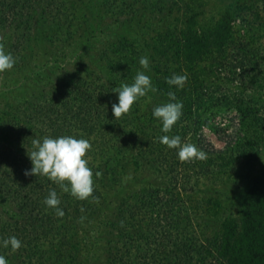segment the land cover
<instances>
[{"label": "trees", "instance_id": "16d2710c", "mask_svg": "<svg viewBox=\"0 0 264 264\" xmlns=\"http://www.w3.org/2000/svg\"><path fill=\"white\" fill-rule=\"evenodd\" d=\"M222 1L101 0L99 12L107 8L114 14L113 5L120 6L114 21L120 30L96 55L103 75L74 72L50 79L1 111L0 255L8 264H83L92 247L104 253L100 264H264V167L242 191L236 213L222 200L235 165L256 163L264 151V96L226 85L243 79L264 89V0H231L218 13L209 11ZM84 2L0 0V45L11 35L9 49L17 58L44 26L51 31L48 41L65 42L82 26L75 18ZM206 5L207 24L201 25ZM175 9L177 23L148 42L120 33L142 10L170 15ZM144 56L147 69L139 63ZM138 71L152 78L157 90L150 91L158 98L168 102L172 91L182 101L183 114L169 133L161 131L153 109H141L142 97L127 113L113 116L115 90L133 83ZM174 73L187 75L183 88L167 83ZM229 109L238 120L231 131L213 121ZM204 127L222 133L224 147L206 141ZM61 135L92 145L85 158L93 169L94 192L86 200L46 175L25 174L33 167L27 155L32 140ZM162 135H180L206 158L180 160L177 149L160 142ZM133 166L136 172L147 167L156 181L129 178ZM51 190L61 201L62 217L45 204ZM13 235L22 241L16 251L2 245Z\"/></svg>", "mask_w": 264, "mask_h": 264}, {"label": "rangeland", "instance_id": "374dc122", "mask_svg": "<svg viewBox=\"0 0 264 264\" xmlns=\"http://www.w3.org/2000/svg\"><path fill=\"white\" fill-rule=\"evenodd\" d=\"M100 1L85 0L82 7L76 11L78 16L75 18V21L82 23V26H80V30L78 29L65 42L63 40L48 41L51 31L45 26L42 27L38 40L34 34L32 35V40H30L29 44L19 56L15 58L16 63L14 67L11 70L0 73V115L1 111L12 108L13 106L16 107L18 99L29 96L38 88L46 86L47 82H50V79L69 77L74 72H78L82 77L86 76L88 78H96L99 75H103L99 71L101 66L97 62L96 55L99 54L100 49L105 43L114 39V33L120 30L118 29L117 23L114 22L116 21L115 13L119 11L120 6L113 5L111 10L114 9L116 11L114 14L107 12V8H103L99 12ZM131 1L135 5L137 3L143 5L142 2L145 0H138L136 3L135 0ZM148 2H157V0H147ZM230 3L231 0H223L210 8L209 11L218 13L220 9H224ZM204 9L206 10L205 15L201 17V25L207 24V5ZM105 10L107 13L104 12ZM198 10H200V7ZM178 15L179 12L177 9L170 15L168 13L167 15H162L142 10L137 17L133 18L132 22H129L127 29L123 30V32L120 31V33H127L131 37H134L136 42L145 43L146 41H150L157 31L176 24V16ZM239 22L240 20L238 19L236 23L238 24ZM236 26L238 27V25ZM10 36L6 44L3 45V48L7 52L11 51L9 45L12 37ZM262 54L264 56V48ZM34 68L37 69L35 74L29 77L27 73ZM218 82H220V79ZM226 85L231 90L256 92L258 95L264 96L263 88L253 87L243 79L229 81ZM158 102L163 104L167 101L158 98L153 92L148 91L141 98L139 106L143 111H151V109L157 106ZM262 107V112H264V103ZM236 114L237 112L235 110H223L215 116L213 121L219 126L225 127L226 125L227 131H231L238 124ZM202 133L203 138L211 142L214 147H224L227 138L225 136L222 137V133L220 134L210 127H204ZM0 140L3 142L1 133ZM263 167L264 151L260 154L259 160L256 163H239L235 165V171L226 185L222 187V191L224 190L222 200L228 212L236 213L238 211L242 191L247 187L251 177L258 174ZM128 168H130L127 170V176L129 178L137 174L142 181H156L154 174L147 167L140 168L138 172L134 170V166ZM203 197L206 198L207 196L204 194ZM215 229H217V226H215ZM95 251L96 249L92 247V250L85 252L83 264H100L104 253H95Z\"/></svg>", "mask_w": 264, "mask_h": 264}, {"label": "clouds", "instance_id": "9594fccd", "mask_svg": "<svg viewBox=\"0 0 264 264\" xmlns=\"http://www.w3.org/2000/svg\"><path fill=\"white\" fill-rule=\"evenodd\" d=\"M16 63L15 57L0 45V73L11 70ZM140 65L147 69L150 61L144 56L139 59ZM186 74H176L167 78L170 86L183 88L187 82ZM156 91L152 84V78L144 71H138L131 84H122L115 92L118 93V103L112 105V113L115 118L127 113L140 97L148 91ZM169 101L153 108L152 114L162 124L161 131L169 133L173 125L180 120L183 114V103L176 97L175 92H168ZM162 144L168 148L177 149L180 160L204 159L206 153L195 144L184 143L180 135H162L159 137ZM92 145L86 138H77L73 135H61L57 137L44 136L32 140V148L27 147V155L33 167L25 170L26 175H46L51 180L60 184L64 192L79 199L86 200L94 192V173L89 167L86 153ZM101 173L95 172L99 177ZM61 201L55 190H51L45 198V204L54 208L57 216H64V210L59 207ZM3 247H11L13 251L22 247V241L16 236H10L2 240ZM0 264H8L4 255H0Z\"/></svg>", "mask_w": 264, "mask_h": 264}]
</instances>
